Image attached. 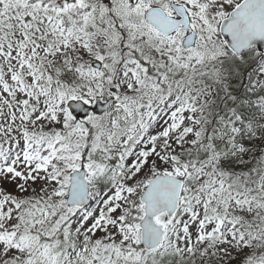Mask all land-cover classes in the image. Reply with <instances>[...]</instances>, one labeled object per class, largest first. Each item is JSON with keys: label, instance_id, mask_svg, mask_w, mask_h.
<instances>
[{"label": "snow or ice", "instance_id": "obj_1", "mask_svg": "<svg viewBox=\"0 0 264 264\" xmlns=\"http://www.w3.org/2000/svg\"><path fill=\"white\" fill-rule=\"evenodd\" d=\"M0 264H264V0H0Z\"/></svg>", "mask_w": 264, "mask_h": 264}]
</instances>
